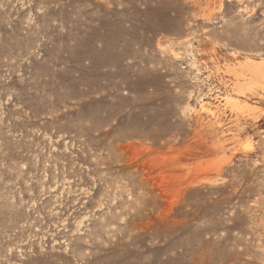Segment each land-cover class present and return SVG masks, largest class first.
<instances>
[{
	"label": "rangeland",
	"instance_id": "rangeland-1",
	"mask_svg": "<svg viewBox=\"0 0 264 264\" xmlns=\"http://www.w3.org/2000/svg\"><path fill=\"white\" fill-rule=\"evenodd\" d=\"M0 264H264V0H0Z\"/></svg>",
	"mask_w": 264,
	"mask_h": 264
}]
</instances>
